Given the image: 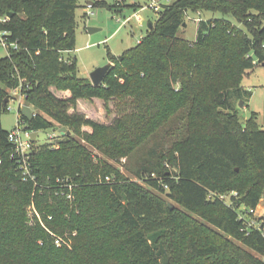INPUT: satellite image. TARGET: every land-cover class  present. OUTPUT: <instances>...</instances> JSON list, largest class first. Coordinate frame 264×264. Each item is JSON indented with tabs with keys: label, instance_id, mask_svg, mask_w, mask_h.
Masks as SVG:
<instances>
[{
	"label": "trees",
	"instance_id": "trees-1",
	"mask_svg": "<svg viewBox=\"0 0 264 264\" xmlns=\"http://www.w3.org/2000/svg\"><path fill=\"white\" fill-rule=\"evenodd\" d=\"M78 5L0 0V18L10 17L0 21V32L17 44L0 56V115L8 110L10 90L21 86L25 103L35 110L32 120L20 116L26 129L67 126L72 132L58 149L34 144V181L24 178L9 131L0 125V251L20 255V264H101L106 255L110 260L103 264H264L252 252L264 255V222L254 228L239 218L242 205L257 207L264 197V129L256 112L242 122L235 106V99L251 96L244 76L264 65V0L165 4L137 45L111 54L114 64L100 85L78 74L76 57L64 56L76 46ZM95 6L123 13L140 4L96 0ZM190 11L221 12L235 20L200 19L197 40L190 43L178 35ZM126 96L135 103L130 114L108 123L89 116L99 99L110 115L109 103L121 106ZM168 121L169 135H176L170 146L147 149ZM74 134L116 159L127 155L129 170L159 192L107 161L95 163ZM214 190L237 191L233 206L211 198ZM70 191L72 198L62 194ZM31 203L46 210V224L64 236V246L55 245L41 224H26Z\"/></svg>",
	"mask_w": 264,
	"mask_h": 264
},
{
	"label": "rangeland",
	"instance_id": "rangeland-1",
	"mask_svg": "<svg viewBox=\"0 0 264 264\" xmlns=\"http://www.w3.org/2000/svg\"><path fill=\"white\" fill-rule=\"evenodd\" d=\"M95 1L96 0H78L79 5L76 9V46L74 50L64 53L65 58H77L78 74L82 77L88 78H90L91 73L96 68L104 66L109 62H112V60L110 59L111 54L119 55L124 50L137 45L139 41L146 36L147 30L149 29V24H154L157 21L160 16V13L164 9V5L170 4L173 0H147L146 2L145 0H138L140 7L136 11L126 8L123 13H119L116 10H112L107 6H95ZM119 2L121 4L131 3L134 2V0H118V3ZM151 3H155L154 5H157L158 8L153 7ZM135 14H140L143 17L142 23L137 20ZM223 17L232 21L235 20L232 15H226L221 12L190 11L189 16L186 19V25H184L179 30L178 35L185 38L190 43H195L198 37V27L200 19ZM128 18L130 19L128 20ZM125 20L126 22H124ZM90 27L95 28L93 32L89 31ZM7 54L8 50L0 46V56L3 57ZM242 85L246 90L251 93V96L247 95L245 96V100L241 99L244 102L243 105L241 104V100L235 99V106L238 111V115L242 122H246L252 116L253 112H256L258 116V122L261 128L264 129V65H256L253 69H251L249 73L244 76L242 80ZM10 94L12 95V99L9 102V109L3 110L0 115V125L6 131H11L18 126L20 102H22V105L26 104L25 98H22L19 93L15 94L12 90H10ZM132 100L133 99L129 98L128 96L122 98L121 106H118L117 100H112L109 103L111 108V114L108 115L106 109L103 110L102 103L104 102L99 99V102L96 103L95 107L93 105L89 106L91 108L94 107L93 112L90 113L93 115L94 118L98 119L99 121L108 123L111 122L113 118H115V116L118 114L123 115L125 113L130 114L131 112H133L135 103H132ZM32 109L35 112L34 108ZM172 125L173 123L169 124L168 121V123H166V127L162 128L159 131L158 135L149 141V143L146 145V148L148 149L150 146L159 145L160 147H162V149L166 150L176 137V135H169V130ZM27 126L28 123L22 122L20 127L23 129ZM59 127L62 126L40 129L38 132V136L34 141L35 146L38 147L42 145H47L51 149L60 148L61 142L65 139L66 135L69 134L62 135L61 132L57 129ZM67 129L71 132L69 127H67ZM82 129L87 132L92 131V128L88 125H84ZM22 134L24 137V132ZM74 137L81 144H84L88 148L95 163L107 161L114 168L125 174L131 180H135L145 186H149L145 181L140 179L138 176L134 175L129 170L128 165L130 164V160L127 155H123L119 159H116L112 156L105 154L96 145L90 143L81 135L74 134ZM166 166L167 168H169V170H174V167L171 164H167ZM150 188L156 192H159L153 187ZM168 191L169 188L165 186V193H163V195L165 196ZM214 192L217 191L214 190ZM224 194L230 195L229 193ZM229 199L230 196L227 197V200ZM263 199L264 197L260 201L256 213L251 216V219H257L258 221H261V219L264 218ZM168 200L180 210H186L184 207L179 205L174 199L170 198ZM32 204L33 203L28 204L26 207V224L32 228L41 224L48 232H50L52 239L55 240L56 238H61L63 240L62 245L59 246L56 244V242L55 245L59 247L64 246V243L66 242L64 236L56 230H52L50 227L47 226L46 221L44 219V215L47 214L46 210L38 209V207L34 203L35 207L40 213L41 217L39 218L36 215ZM239 211L244 213L245 206L242 205ZM190 214L193 215L196 219L200 220L206 226H209L210 228L222 232L220 229L216 228L211 223H209V221L199 213L192 211ZM19 237L20 236L17 234L12 237V240H15L14 242H17V240H19ZM39 240L40 243H42L43 239L40 238ZM235 242L243 248H247L240 241L235 240ZM252 252L256 256L264 260V255L256 253L254 251ZM12 256V254L9 255V252H7L6 254V252L2 253L0 251V264H5L7 263V261L9 262V264H20V255H17L15 257ZM169 256L170 255L168 254H166L165 257L162 256V261H167L169 259ZM109 260V255H106L101 264L108 262Z\"/></svg>",
	"mask_w": 264,
	"mask_h": 264
},
{
	"label": "built area",
	"instance_id": "built-area-1",
	"mask_svg": "<svg viewBox=\"0 0 264 264\" xmlns=\"http://www.w3.org/2000/svg\"><path fill=\"white\" fill-rule=\"evenodd\" d=\"M153 7H156L158 8L157 5H154L155 3H151ZM135 17L137 18V20L142 23L143 22V17L140 15V14H135ZM10 19V17L7 15L5 17H2L0 18V21H3V22H6ZM130 18H128L129 20ZM126 22V20L124 21ZM8 32L7 31H1L0 32V46L6 48L7 50H9L11 47H17V44L16 42H11L8 40ZM141 41V40H140ZM139 41V42H140ZM15 94L19 93L21 95L22 98H24V95L22 93V87L21 86H18L14 89H11ZM12 99V97H11ZM9 99V102L10 100ZM14 99V98H13ZM9 102H8V108L9 109ZM22 107V102H20V106H19V121H18V126L9 131V134H8V139H9V142L12 144L15 152L20 156V159H19V169L22 170L23 174H24V178L25 179H28L29 177L32 179V180H36L35 176L32 175L31 173V168L29 166V159H30V155L31 153L33 152V149H34V141L32 140L31 138V131L33 130H30V129H26V128H21V121H20V116L22 115L21 114V109ZM35 114V112H34ZM24 132V137H23V133ZM39 132V130H38ZM2 162V159L0 157V163ZM111 178L110 177H107V180H110ZM37 184V182H36ZM68 188L72 189L73 185L72 184H67ZM167 187V185H166ZM63 194L67 195L68 198H72V192H62ZM230 195H227V194H224V193H217V192H214V191H211L210 193V197L211 198H214V199H220L222 201H224L225 203H227L229 206H233V200L231 199V197L233 195H237V191H232L229 193ZM230 196V199L227 200V197ZM262 200V199H261ZM264 200V199H263ZM260 204V202H259ZM258 204V206H259ZM33 208H34V211L36 213V215L40 218V213L38 212L37 208L35 207V204L33 203L32 204ZM258 206L257 207H251V208H245V211L244 213L240 212L239 211V218L241 220L244 221L245 224H247L248 227H254V228H261L262 227V224L264 222V219L262 218L261 221H258L257 219H251V216H253L257 209H258ZM49 218L51 219L52 216H49ZM55 242L57 245H62L63 244V240L61 238H56L55 239Z\"/></svg>",
	"mask_w": 264,
	"mask_h": 264
},
{
	"label": "water",
	"instance_id": "water-1",
	"mask_svg": "<svg viewBox=\"0 0 264 264\" xmlns=\"http://www.w3.org/2000/svg\"><path fill=\"white\" fill-rule=\"evenodd\" d=\"M151 27H152V24L150 23V24H149V28H151ZM94 29H95V28L90 27V28H89V31H90V32H93ZM111 65H112V62H109V63H107V64L104 65V66H101V67L96 68V69L91 73L90 78H91V81H92V83H93L94 85H100V84H102V82H103L104 79H105V76L107 75V73L109 72V70H110V68H111ZM5 101L8 102V101H9V98H6ZM243 103H244L243 100H241V104H242V105H243ZM20 111H21V114H22L24 117H26L28 120H32L33 117H34V115H35V114H34V111H33V109H32V107H31L30 105H28V104H24V105H22ZM57 129L61 132L62 135L70 134V133H71V132L67 129L66 126H62V127L57 128ZM37 136H38V131H37V130H33V131H31V138H32L33 141L36 140Z\"/></svg>",
	"mask_w": 264,
	"mask_h": 264
},
{
	"label": "crops",
	"instance_id": "crops-1",
	"mask_svg": "<svg viewBox=\"0 0 264 264\" xmlns=\"http://www.w3.org/2000/svg\"><path fill=\"white\" fill-rule=\"evenodd\" d=\"M89 116H91V117H92L93 115L89 113Z\"/></svg>",
	"mask_w": 264,
	"mask_h": 264
}]
</instances>
